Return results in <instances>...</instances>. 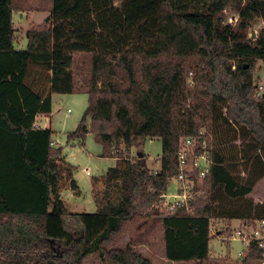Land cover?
I'll return each mask as SVG.
<instances>
[{
    "label": "trees",
    "instance_id": "trees-1",
    "mask_svg": "<svg viewBox=\"0 0 264 264\" xmlns=\"http://www.w3.org/2000/svg\"><path fill=\"white\" fill-rule=\"evenodd\" d=\"M23 3L0 0V22L5 8L22 12ZM49 5V18L25 33L24 49H0V264H83L137 219L161 225L168 261L203 263L212 219L264 220V203L249 197L264 177V96H256L253 80L264 60V28L255 39L248 32L255 20L264 21V0ZM59 52L91 55L80 88L70 72L49 73L52 53ZM75 90L87 94L88 104L67 138L92 132L101 156L117 162L102 176L103 204L94 213L67 210L60 191L64 183L77 190L72 169L62 148L50 145V129L33 124L38 113H50L52 93ZM202 128L209 171L195 182L190 212L184 205L167 211L162 195L178 175L180 143ZM153 138L161 141L156 172L141 152ZM131 149H139L134 160ZM240 167L249 172L244 181ZM126 249L128 255H111L110 264H153L130 244ZM245 257L264 260L253 242Z\"/></svg>",
    "mask_w": 264,
    "mask_h": 264
},
{
    "label": "rangeland",
    "instance_id": "rangeland-1",
    "mask_svg": "<svg viewBox=\"0 0 264 264\" xmlns=\"http://www.w3.org/2000/svg\"><path fill=\"white\" fill-rule=\"evenodd\" d=\"M23 7L22 12H14L12 17L8 8L3 10L2 22L0 23V49H7L8 47L24 49L27 30L40 25L46 20L45 17L49 18V0H25ZM235 14V12H230L228 17L232 18ZM227 22H229L228 18ZM262 28H264V21L261 19L255 20L248 31L249 36L255 39ZM90 60L91 55L85 53H52L53 66L49 73L55 71L70 72L73 75L76 87L80 88L89 73ZM253 80L258 86H262V89L258 90L263 95L264 60L262 59L257 62ZM187 83H189V79ZM87 104V94L82 91L52 93L50 113H38L35 116V121H33V124L36 125L40 123L48 125L52 132L51 139L55 141L56 147L62 148L64 161L72 169V178L75 181L77 190L73 191L68 184L64 183L60 191L67 210L72 213L96 212L99 203L103 204L102 195L105 187L101 184L102 176L108 168L116 166L117 163L114 157L101 156L102 146L95 140L92 132H88L84 137L67 138V135L73 132L78 125ZM204 133L207 143L208 136L206 132ZM183 145L186 147L185 142H183ZM206 146L209 148L208 143ZM141 152H144L146 156L149 170L151 172L158 171L161 157L160 139L146 140ZM138 153L139 149H131L129 159L134 160ZM201 162L202 160L199 161V163ZM62 165H65L64 162H62ZM240 170V178L244 181L249 177V172L243 167H240ZM95 178L97 179L94 183L92 180ZM176 189L175 180H171L166 193L174 194ZM117 195V191L114 190L113 199L115 201ZM249 197L254 203H264V177L253 187ZM251 225L252 222L246 221L212 219L209 227L211 235L208 247L209 258L203 263L171 262L164 256L161 225L158 222L152 224L150 219L146 221L137 219L126 223L121 231L113 237L112 241L105 245V253H91L84 258L83 264H110L111 255H128L127 244H130L129 250L142 253L153 264H263L264 260L261 262L244 260L246 257L243 256H247L248 250L240 241L231 239L234 232L245 228L249 230ZM239 253L242 255H239Z\"/></svg>",
    "mask_w": 264,
    "mask_h": 264
},
{
    "label": "built area",
    "instance_id": "built-area-1",
    "mask_svg": "<svg viewBox=\"0 0 264 264\" xmlns=\"http://www.w3.org/2000/svg\"><path fill=\"white\" fill-rule=\"evenodd\" d=\"M230 25H233L236 21V16L232 18L228 17ZM262 86H258L256 96L260 97ZM35 127H38L34 124ZM205 129H200L197 136L188 137L183 139L180 143L179 150L177 152L179 172L178 175L173 178L175 180L177 189L174 194L164 193L162 195L163 208L167 211H174L177 206L184 205L185 210L190 212V201L193 196L192 189L195 186V182L198 183L207 175L209 171L210 161L208 160V151L205 140ZM204 138V139H203ZM186 143V147L183 145ZM51 146L56 145L55 141L50 142ZM202 147L203 152L196 154L195 149ZM191 159V160H190ZM190 160V162H188ZM202 160L201 163L199 161ZM196 193H199L196 191ZM241 229L237 230L231 235V239L238 240L248 250L250 243L262 251L264 257V220L254 221L249 230ZM239 255H242L239 253Z\"/></svg>",
    "mask_w": 264,
    "mask_h": 264
},
{
    "label": "crops",
    "instance_id": "crops-1",
    "mask_svg": "<svg viewBox=\"0 0 264 264\" xmlns=\"http://www.w3.org/2000/svg\"><path fill=\"white\" fill-rule=\"evenodd\" d=\"M13 14H14V13H11L10 16L12 17ZM45 19H47V17H45ZM1 22H2V20H1ZM1 22H0V23H1ZM25 39H26V38H25ZM37 126H38L39 128H49L47 124H43V125H42V124L40 123V124L37 125ZM51 141H53V140L51 139ZM147 166H148V165H147ZM232 221H235V220H232ZM237 221L241 222V220H237ZM240 257H241V256H240ZM243 257H245V256H243ZM262 263L264 264V262H262Z\"/></svg>",
    "mask_w": 264,
    "mask_h": 264
},
{
    "label": "water",
    "instance_id": "water-1",
    "mask_svg": "<svg viewBox=\"0 0 264 264\" xmlns=\"http://www.w3.org/2000/svg\"><path fill=\"white\" fill-rule=\"evenodd\" d=\"M252 36L254 37V35H253V34H252ZM244 68H245V69L247 68V65H246V64H245ZM263 96H264V94H263Z\"/></svg>",
    "mask_w": 264,
    "mask_h": 264
}]
</instances>
